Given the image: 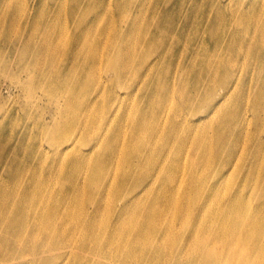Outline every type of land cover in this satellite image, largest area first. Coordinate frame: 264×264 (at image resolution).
Listing matches in <instances>:
<instances>
[{"label":"bare ground","instance_id":"1","mask_svg":"<svg viewBox=\"0 0 264 264\" xmlns=\"http://www.w3.org/2000/svg\"><path fill=\"white\" fill-rule=\"evenodd\" d=\"M13 1L2 65L66 103L0 137V264H264V0H55L63 49Z\"/></svg>","mask_w":264,"mask_h":264},{"label":"rangeland","instance_id":"2","mask_svg":"<svg viewBox=\"0 0 264 264\" xmlns=\"http://www.w3.org/2000/svg\"><path fill=\"white\" fill-rule=\"evenodd\" d=\"M139 1L140 4L146 3V15L144 18L150 22L153 15L155 14V9L161 8L160 10H163L162 8L163 4L165 2H170V5L179 3L182 5L183 0H112L110 4V8H114L117 6V4L124 5L125 7L118 13V18L120 19L121 16L127 15L128 12H132L135 8V2ZM173 1V2H172ZM57 2L55 0H45L44 4L33 11L32 7V0H24L22 2L21 0H14L13 1V10H18L17 18H16V27H22L23 23L22 21H25V16L29 15V22L30 24H34L36 27L45 28L48 27L51 30L54 28L60 29L55 30L57 32H54L56 44H61V48L69 43L68 39L71 38V32L68 30V26L65 25V21L62 19L61 22L58 23H51L44 25V23L41 22V20H46L47 14H43L42 16H38L39 10L45 9L44 13H47L48 7H51L52 5L56 4ZM71 8L68 6V9ZM26 13V14H25ZM41 14V13H40ZM68 19V16L65 17ZM129 23V20L124 19V24ZM101 27L109 28L110 31L107 33L113 32L112 27L114 26V22L111 18V16H107V18L100 22ZM9 28V27H8ZM119 28V27H118ZM117 28V30H118ZM59 39V40H58ZM63 39V40H62ZM2 50H0V122L5 117H12L16 128L14 130V133L7 131V124L0 125V137H6V133H8V137L12 138V142L15 140H18L20 137V134L23 133L24 124L22 122H26L33 130H36L38 127L36 126V121L39 118L40 115L43 113L46 114V117L48 120H52V116L54 118H59L61 115V111L59 109V104L64 101V97L60 96L61 99H59L57 102V97L60 93H57L53 95L50 91V89H45L41 86V83L38 81L35 83V88L32 93L29 91V86L32 84V75H28L26 72L22 71L19 67L17 68L16 64L13 67L10 66L12 72L10 73V68L8 66L2 65V57H1ZM15 58H19L20 56L15 53ZM13 59L12 57H8L7 62H10V60ZM15 76V77H14ZM49 90V91H48ZM66 103V99H65ZM57 104V106H56ZM64 115V113H63ZM65 116V115H64ZM66 117V116H65ZM73 119V116L66 117L63 126H66L67 124L70 125L71 121ZM6 121H2L4 123ZM49 124L53 127V120L49 122ZM31 134L27 133L26 136L28 138L27 142L29 140H33L36 136V132H30ZM43 144L46 146L50 143L44 141ZM5 146L0 144V150L3 152L5 150ZM48 160V159H47ZM49 161V160H48ZM83 174V173H82ZM82 174L79 176L77 175H70L66 174L64 171L61 174H58V178L60 180L65 179H76V178H83L81 177Z\"/></svg>","mask_w":264,"mask_h":264}]
</instances>
